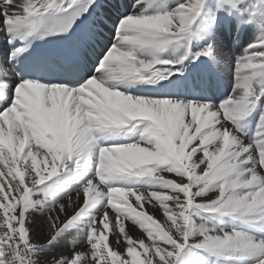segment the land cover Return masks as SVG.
I'll return each instance as SVG.
<instances>
[{
	"label": "snow or ice",
	"instance_id": "6c2138e0",
	"mask_svg": "<svg viewBox=\"0 0 264 264\" xmlns=\"http://www.w3.org/2000/svg\"><path fill=\"white\" fill-rule=\"evenodd\" d=\"M0 264H264V0H0Z\"/></svg>",
	"mask_w": 264,
	"mask_h": 264
},
{
	"label": "bare ground",
	"instance_id": "6f19581e",
	"mask_svg": "<svg viewBox=\"0 0 264 264\" xmlns=\"http://www.w3.org/2000/svg\"><path fill=\"white\" fill-rule=\"evenodd\" d=\"M134 0H125V3L130 5L133 3ZM234 37L229 35H223L222 42H221V52L223 56L230 62L236 55L239 54L240 48L247 42L246 37L241 38L240 44H234L233 43ZM3 49L5 52L8 50V45L4 44ZM222 85V88L224 90L221 97L216 96V91L214 89L215 85ZM197 87L200 89V94L203 92L208 93V95L213 99H220L224 95H227V90L230 88V73L228 71H223L221 73H217L216 69L209 68L208 69V76L206 78V82L201 83L197 85ZM133 94H136L133 92ZM254 122V117H253ZM75 195V193H73ZM211 195V194H210ZM46 224H45V217L37 215L35 217V222L33 224L35 235L38 237V239L43 242L46 239ZM133 230V228H132ZM135 230V229H134ZM136 232V231H135ZM73 236V235H72ZM72 238V237H71ZM67 239V238H66ZM71 243H66V246L68 247ZM56 251V250H51ZM52 253H46V256H50Z\"/></svg>",
	"mask_w": 264,
	"mask_h": 264
},
{
	"label": "rangeland",
	"instance_id": "374dc122",
	"mask_svg": "<svg viewBox=\"0 0 264 264\" xmlns=\"http://www.w3.org/2000/svg\"><path fill=\"white\" fill-rule=\"evenodd\" d=\"M156 215H159V213H156ZM129 228L131 229V233L134 237L137 236H143L144 234L142 233V231L137 227V226H133L129 224ZM133 228V230H132ZM135 229V230H134ZM136 231V232H135ZM75 235L74 232H69L68 234H66L63 239H61L59 241V243L57 245H55V247L51 248V250H60L61 248H67L66 243H72V238ZM67 238V239H66Z\"/></svg>",
	"mask_w": 264,
	"mask_h": 264
}]
</instances>
